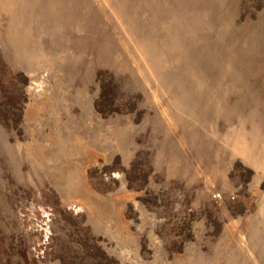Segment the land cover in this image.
Here are the masks:
<instances>
[{"label": "rangeland", "instance_id": "374dc122", "mask_svg": "<svg viewBox=\"0 0 264 264\" xmlns=\"http://www.w3.org/2000/svg\"><path fill=\"white\" fill-rule=\"evenodd\" d=\"M85 227L119 264H264V0H0V264Z\"/></svg>", "mask_w": 264, "mask_h": 264}, {"label": "trees", "instance_id": "16d2710c", "mask_svg": "<svg viewBox=\"0 0 264 264\" xmlns=\"http://www.w3.org/2000/svg\"><path fill=\"white\" fill-rule=\"evenodd\" d=\"M16 76H18L19 78H21V81L26 84L28 81V78L26 76H24L22 73H18L16 74ZM103 93V94H102ZM101 100H105L106 97H109L108 94H104V89L102 88L101 91ZM13 98H16L14 95H12L10 97L11 100L8 101V103L13 106V107H18L16 104V101L13 100ZM17 99V98H16ZM18 100V99H17ZM101 101L96 100L95 102V108L98 112H100L103 116H108L110 115V112H114V111H118L112 104H106L107 106H110L113 108L110 109L112 111H109L108 108L103 107L102 105H100ZM21 111V109H20ZM19 123V120L17 121V124ZM16 123L14 122V127H17V125H15ZM7 130H10V124H4ZM118 159V158H117ZM120 170H124L123 168H119ZM108 170H112V168H109L107 166H104L102 169H98L95 168L93 170L90 171L89 174V179L91 181V184L94 186H97V189L100 190V187L103 188L104 191H109V187L106 186L103 181L96 183L94 182L95 179L97 178V174L103 173L104 171H108ZM126 173H128L126 170H124ZM133 174L136 175V166H134V170H133ZM129 185V188H136L138 190H140L142 187H144L147 184V178L144 177V180L142 183L138 184L135 187V183L141 179V176L138 175L135 178H130L129 176H127ZM93 181V182H92ZM117 185V182L115 183L114 187ZM220 224L217 225V227L215 228V238L219 236L220 234ZM85 231L84 234L79 238V248L77 249H73L71 251V256L69 255L68 260H65L62 257H59L60 261L62 264H119V262L117 261V259H115L114 256H110L106 253V251L99 245L98 241L99 239L95 238L94 236L91 235L89 229L87 227H85ZM80 234V233H79ZM178 235H180V233H178ZM194 238V235L191 234H187L184 236V238L181 240V238L179 240H176L174 242L176 243H182L185 241H189L192 240ZM173 242V243H174ZM182 245L176 249H174L173 244H171V248L167 247V252L169 253V258L170 256L175 253V252H182L181 250L183 248H181ZM146 251V246L145 243H143V241H141V254L145 253Z\"/></svg>", "mask_w": 264, "mask_h": 264}, {"label": "crops", "instance_id": "0c3cea01", "mask_svg": "<svg viewBox=\"0 0 264 264\" xmlns=\"http://www.w3.org/2000/svg\"><path fill=\"white\" fill-rule=\"evenodd\" d=\"M134 243V248L136 247V250H134V253L136 254V253H140V255H141V252H140V244H138L137 246H136V244H135V242H133ZM165 255V254H164ZM200 255H201V259H202V254H200V253H197V255H195V254H193V253H190L189 251H186V252H184L183 254H179V257L180 258H185L186 257V259H189V257L191 258L190 259V262L188 263V264H194V262H192V260L194 259V258H197L198 260H199V258H200ZM166 256H167V254H166ZM171 263L170 264H181L180 263V261H179V259L177 258V256H172V258H171V260H169ZM185 264V263H184ZM198 264H200V262L198 263Z\"/></svg>", "mask_w": 264, "mask_h": 264}]
</instances>
